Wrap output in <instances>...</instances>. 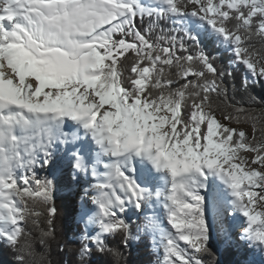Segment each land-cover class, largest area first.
Returning a JSON list of instances; mask_svg holds the SVG:
<instances>
[{
	"label": "snow or ice",
	"instance_id": "6c2138e0",
	"mask_svg": "<svg viewBox=\"0 0 264 264\" xmlns=\"http://www.w3.org/2000/svg\"><path fill=\"white\" fill-rule=\"evenodd\" d=\"M166 19L184 36L161 28L153 37ZM205 36L230 48L250 104L229 99L234 72L214 65ZM257 85L264 0H0V243L17 264H51L27 225L39 226L36 209H46L39 242L54 239L55 184L39 171L63 163L71 179L95 181L84 189L80 264H118L108 239L121 236L127 248L141 235L159 264H204L213 233L230 242L239 216V239L264 251ZM213 95L232 109L221 111L228 123ZM130 212L144 217L135 234Z\"/></svg>",
	"mask_w": 264,
	"mask_h": 264
},
{
	"label": "trees",
	"instance_id": "16d2710c",
	"mask_svg": "<svg viewBox=\"0 0 264 264\" xmlns=\"http://www.w3.org/2000/svg\"><path fill=\"white\" fill-rule=\"evenodd\" d=\"M138 26L146 29L148 21L145 20L143 24H139L138 22ZM161 28L164 29L165 35H176L178 38L184 36V32L178 23H173L171 20L166 19L159 23V26L154 30L153 37L160 34L159 30ZM203 47L205 52L214 58V65L218 69L226 72H234V76L225 78V83L229 88V99L241 104H250L251 101L248 98V94L244 93L242 90L237 91L240 86V77L245 73L241 66L237 65L234 67L232 65L231 61L233 60V54L228 47L218 44L215 38H209L207 36L203 37ZM189 51L192 54H195L196 49L194 46L190 45ZM182 82L183 81L175 83L173 86L179 87V84ZM251 95H254L257 98L264 96V87L257 85ZM212 99L217 105H219L217 108V114L221 117H223L221 115L222 110L232 111V109L226 107L223 103L225 99L224 97L213 95ZM233 123L236 122L233 121L232 124ZM239 124H247L252 127L250 123ZM39 172L41 177L46 176L54 181V203L57 213L53 225L55 230L54 239L49 241L45 246L41 245L39 241L41 230L47 229L48 227L46 223L47 210L36 209L43 213L40 217L34 218L39 220V226L31 221H29L27 225V230L31 232L34 249L38 254H43L51 264H80L77 253L81 248L84 224L81 219L76 218L73 214L75 190L77 186L71 179L67 166L63 163L59 164L55 170H40ZM135 216L138 217V221L134 218ZM125 218L130 219L134 234L136 233L137 226L144 223L143 215H137L134 212H130ZM216 233L218 243L213 236V240L210 244L211 253L202 254L204 264H251V258L257 254L261 259V264H264V259L262 257L264 251L261 249L255 253L254 251L251 254L247 253L236 244L237 242L235 243L234 237H231V241L226 243L224 237L221 236L218 231H216ZM107 243L113 249H117L122 253V256L118 260V264H157L160 258L155 247H153L151 239L143 235H141L138 240L130 241L127 248L124 247L121 236L109 238ZM100 259L101 258L98 256L93 257V264H98ZM103 259L111 262L112 256L109 254ZM0 264H17L15 251L3 243H0Z\"/></svg>",
	"mask_w": 264,
	"mask_h": 264
},
{
	"label": "rangeland",
	"instance_id": "374dc122",
	"mask_svg": "<svg viewBox=\"0 0 264 264\" xmlns=\"http://www.w3.org/2000/svg\"><path fill=\"white\" fill-rule=\"evenodd\" d=\"M217 116H218V118L222 121V122H224V123H228L227 121H224L223 120V117H221L220 115H218L217 114ZM231 126L232 127H235V128H238V129H244V130H246V131H248V132H251V130H252V127H250L249 125H247V124H236V123H231ZM246 155H248V156H251V155H253V154H251V153H247ZM73 180V179H72ZM88 180V179H87ZM74 181V183L76 184V186H77V188H76V190H75V205H74V210H73V214H74V216L76 217V218H79V219H81V211H82V208H83V206H84V199H83V197H84V189L85 188H88V189H90V185L88 186V187H86V186H83V184H86V180H84V179H80V180H73ZM129 215V214H128ZM127 217V216H126ZM137 221H138V217L137 216H135L134 217ZM237 221H238V223L240 224V225H238V226H235V230H233L232 231V234H231V237H234L235 238V243L239 246V247H241V249L242 250H245L247 253H252L253 251H254V253L255 252H257L260 248H258V247H254V246H252V245H248V244H245V242H243V240H240V239H238L239 238V236H240V234H241V227H242V222H243V220H241V218L239 217L238 219H237ZM236 221V222H237ZM90 231H92V229H90ZM262 257H263V259H264V254L262 255ZM159 260H160V258H159ZM158 261V260H157ZM250 263L251 264H261V259H260V257H259V255L257 254V255H254L252 258H251V260H250ZM158 264H159V261H158Z\"/></svg>",
	"mask_w": 264,
	"mask_h": 264
},
{
	"label": "bare ground",
	"instance_id": "6f19581e",
	"mask_svg": "<svg viewBox=\"0 0 264 264\" xmlns=\"http://www.w3.org/2000/svg\"><path fill=\"white\" fill-rule=\"evenodd\" d=\"M226 48V47H225ZM229 50H230V48H228ZM231 51V50H230ZM231 63H232V65L234 66V67H236L237 65H234L233 64V60L231 61ZM69 131H74V129H72V128H69L68 129ZM88 180H86V184H83V186H86V187H88L89 185H90V189H89V191H91V184H93V183H95V181L91 178V177H88L87 178ZM240 218H241V220H243V222H242V227H241V233L243 232V230H244V224H245V220H246V218H243L242 216H239ZM239 239V238H238ZM243 242H245V244H248L246 241H243ZM249 245V244H248ZM153 247H155L154 245H153ZM161 258V257H160Z\"/></svg>",
	"mask_w": 264,
	"mask_h": 264
},
{
	"label": "water",
	"instance_id": "95a60500",
	"mask_svg": "<svg viewBox=\"0 0 264 264\" xmlns=\"http://www.w3.org/2000/svg\"><path fill=\"white\" fill-rule=\"evenodd\" d=\"M213 236H214V238H215L216 242L218 243V237H217V233H216V232H214V233H213Z\"/></svg>",
	"mask_w": 264,
	"mask_h": 264
}]
</instances>
